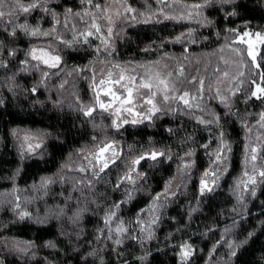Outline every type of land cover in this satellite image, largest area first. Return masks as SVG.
<instances>
[{"label":"trees","instance_id":"16d2710c","mask_svg":"<svg viewBox=\"0 0 264 264\" xmlns=\"http://www.w3.org/2000/svg\"><path fill=\"white\" fill-rule=\"evenodd\" d=\"M111 1L93 0L108 7ZM22 2L27 4L29 0ZM199 2L201 0H180L165 7V12L184 15L190 8L184 9L181 5L191 6ZM128 3L140 12L158 11L164 7L156 0H128ZM46 7L62 21L69 8L74 12L90 10L99 14L91 4H82L80 0H51ZM3 10L14 13L6 15L8 20L0 24V60L5 65L0 68V99L3 101L0 103V203L3 205L0 208V241L5 242L0 247V259L4 264H100L101 256L106 264H180L179 252L183 243H189L196 249L189 264H208L213 245L219 246L211 254L212 259L220 264H264V224L261 223L264 222V186L257 190L255 197L242 189L245 197L242 204L237 203L240 192L235 191V183L242 175V158L249 137L244 125L257 128L258 134H264V129H260L258 124L259 114L264 112V101L250 97V92L255 90L250 80L261 81L253 72L250 79H245L240 91L235 95L229 94L227 89L233 85L223 78V72L227 71L232 76L238 58L229 48L218 53L228 41L237 39L228 29L264 31V0H236L235 4L205 7L203 17L213 22L210 25L197 23L200 17L195 13L192 19L180 21L164 20L158 14L153 21L160 19L162 22L150 24L123 18L113 28L111 39L114 51L111 56H107L101 40L97 38L106 33V21L102 14H99L101 19L97 22L103 31L89 37L88 44L81 42L69 48L60 41L72 40L73 31L77 35L84 31L86 22H90L88 16L83 20L69 17L65 27L39 8L30 13L16 11L11 0H5ZM229 12L237 14L226 15ZM20 24L39 25L42 30L55 27L60 40L55 36L30 37L18 29L13 37V27ZM190 29L194 43L188 39L183 43L172 42L176 36ZM49 43L62 57L61 67L47 69L42 65L45 71L56 74L50 75L44 86L33 92L31 89L41 79L40 72L21 71L24 67L22 62L26 58L30 60L26 53L31 47H43ZM97 46L101 47L100 52L95 51ZM149 46L151 50L144 51ZM234 46L244 47L240 44ZM13 50L15 56L9 54ZM185 56L188 60L183 59ZM261 56H264V50ZM164 57L175 58L181 64L189 63L195 69L193 75L203 79L206 88L210 82L216 81L218 75L222 76L223 84L218 86L229 106L221 103L220 97H215L217 85L213 84V91L203 94L206 97L203 101L205 111L189 110L205 120L212 119L214 113L219 117L218 123L202 125L188 112L177 111L175 114L161 112L149 121L128 123L117 129L111 126L113 118L107 113H94L93 119L80 111L78 105L90 103L94 95L90 70L93 66L108 61L145 65ZM221 57L223 63H220ZM224 60L229 63L225 64ZM245 61L250 63V57L245 56ZM35 63L30 60L29 67ZM73 69H79V74ZM244 71L247 77V68ZM67 72L72 75L66 76ZM64 80L67 83L61 88ZM186 87L194 92L191 87ZM13 130H16L15 135ZM23 131L39 134L42 144L34 153L25 151ZM221 133L232 148L230 164L215 191L201 196L200 178L213 165L210 153L217 148L219 141L216 137ZM98 141L119 144L121 155L99 173L100 179L98 182L94 179L93 187L89 189L78 181L91 173L75 171L76 165L69 168H63V165L70 162V158L77 161L78 153L83 150H94ZM205 144L209 145L208 148L202 147ZM150 149L170 150L172 159L142 161L138 170L144 176L135 185L141 191L135 192L128 203L121 204L126 199L125 190L133 187L127 183L120 184L131 159ZM192 149L196 153L192 158L195 166L188 170L186 178L182 175L176 185L175 180L180 175L177 171L179 157ZM41 177L55 180L46 192L33 187L39 186ZM169 180H173L175 195H169L166 206L156 213L158 223L152 225L149 222L153 213L145 210L151 206L153 198L164 191ZM14 188L17 189L15 193L12 191ZM16 204L20 205V209L15 208ZM113 204H120L116 215L128 228L125 233L127 238L119 245L114 243L118 237L105 224V215ZM21 209L30 213L32 219L20 221L17 212ZM139 218L143 219V223H137ZM145 225L153 232L152 239L146 238L147 231H141ZM116 226L117 219H114L110 227L115 229ZM225 228H231V231L225 233ZM249 233L254 235L249 236ZM110 235L112 239L108 238ZM14 241L31 242L35 247L26 255L11 251ZM232 241H247L236 250L235 256L229 255L227 247V242ZM49 242L54 247H49ZM143 256L147 259H138Z\"/></svg>","mask_w":264,"mask_h":264},{"label":"snow or ice","instance_id":"6c2138e0","mask_svg":"<svg viewBox=\"0 0 264 264\" xmlns=\"http://www.w3.org/2000/svg\"><path fill=\"white\" fill-rule=\"evenodd\" d=\"M82 4H91L92 7L98 10L99 14H102V18L107 22L106 23V33L104 36H98L101 40V45L103 46L107 56H111L114 48L113 41L111 37L113 36V27L114 24L113 16L109 14L110 8L108 6H102L99 3H94L93 0H80ZM115 3L119 5V9L115 12V15H123L124 18L131 19L135 23H160V19L153 21V17L158 14L162 16L164 20H185L192 19L193 13L195 16L200 17L197 20V23H207L212 24V21H206V18L203 17V9L205 7L212 6L214 4H235L236 0H201L199 3H194L191 6L187 4L181 5L184 9H189L184 15H170L165 12V7L170 5H175L180 2V0H156V3L163 5L158 11L157 10H146L145 12H140L139 10L133 8L128 0H114ZM5 0H0V24L3 22L5 15H13V11L5 13L3 11ZM11 3L14 5V9L23 13H30L35 9H42L44 12L52 16L57 24L63 23L67 27V21L69 17H78L81 20L85 16L90 18V22H86V27L84 31L77 33L73 31L72 40H61L60 42L65 47H72L73 44H79L83 42L84 44L89 43V37H92L94 34L101 33L103 28L100 23L97 21L101 19V15L89 11H73V9H66L64 13V20L56 16L46 4L48 0H29V3L25 4L22 0H11ZM129 14H132L129 16ZM236 12H229L226 15L235 16ZM139 17H142L140 19ZM247 28V24L244 25ZM72 28L75 29V25H72ZM20 30L30 37H49L55 36V39L60 40V36L57 33L55 27L49 30H42L39 25L32 27L27 24H20L13 27L11 35L15 37L16 31ZM94 30V31H93ZM228 32L234 34L237 39L228 41L224 48H220L218 51L223 53L225 48L235 54L238 58L235 62V71L232 76H229L227 71L223 72V78L227 79L233 87L228 88L227 91L231 95H235L236 92L240 91L241 86L245 83V79H250L253 72L257 73L261 83H257L256 80H250V83L255 85V90L250 92V97H255L258 100L264 101V56H261V51L264 50V31H243L240 32L237 29H228ZM219 35V33H217ZM82 38V39H81ZM185 39H188L190 42L194 43L195 39L193 38L192 30L190 29L187 33L181 34L175 37L173 43H183ZM227 40V38H226ZM235 44L244 45L243 48L234 46ZM2 47V45H0ZM101 47L97 46L95 51L100 52ZM150 46L145 48L144 51H150ZM12 56H15V51L9 53ZM245 56L251 58V62L248 63L245 61ZM26 57H30L31 61H35V64L30 65V60L25 59L22 63L24 65L21 68V71L28 72L30 70H36L40 72L41 79L31 90L33 92L37 91V88L43 87L47 79L50 78V75H55L56 73H49L45 71L41 66H45L47 69H59L61 67L62 57L56 53L53 49L51 43L46 46L31 47L27 53ZM259 57V59H258ZM175 59V58H173ZM184 60H188V57H183ZM223 59V57H221ZM225 64H228V60H224ZM156 65L160 64V61L155 62ZM110 65V67L108 66ZM4 62L0 60V68H3ZM144 68L142 79L138 82L136 75V68ZM169 65L164 64L163 68L167 69ZM247 68L248 76L246 77L244 69ZM79 69H73V72L79 74ZM100 79H96L95 70L93 71V76L91 77V87L93 89V98L90 103L78 105L80 111L86 117H91L94 119V113H107L111 116L112 124L111 126L119 129L123 124H140L145 121V119L151 120L153 116L161 112H170L175 114L177 111L188 112L189 115H193V118L202 125H210L213 123H218L219 117L215 116L213 113L212 119L205 120L202 116H195L194 113L189 110L198 109L201 112L205 111L203 101L205 96L203 95L206 91H213V83L210 82L205 87V81L198 78H191L185 75L184 68L181 66L180 62L177 61L175 68L172 71H162L154 70L153 67L149 65H136L135 67L121 65L119 63H111L108 61L105 67L100 70ZM217 71H220L217 69ZM174 73H176L174 77ZM66 76L72 75L71 72L65 73ZM67 83V80L62 81L60 87L63 88ZM220 83L219 80L215 82V97H220L221 103H224L228 107L227 98L223 95L221 88L218 86ZM118 86V87H117ZM194 89L193 91L187 90V87ZM103 97V98H102ZM213 97V98H215ZM0 99V103H2ZM175 105V107H173ZM141 109L143 115H141ZM122 114H126L122 116ZM128 117H131L129 120ZM258 124L260 129H264V112L259 114ZM248 129V132L251 133L252 129L247 125H244ZM171 131V129H169ZM13 134H16V130H13ZM42 135V134H41ZM29 135L24 136V140L28 141L33 139ZM216 139L219 141V144L216 149L210 153V157L213 163V167L203 172L202 177L200 178V187L199 192L201 196L210 194L215 191L218 187V181L220 177L227 172L230 164V153L232 151L231 145L225 142L224 134L221 133ZM248 144L245 146L244 155L242 158L243 169L241 177L235 183V191L240 192L237 195V203L242 204L244 202V194L242 189H247L248 195L255 197L257 190L264 186V134H258L255 137V142H253L251 137H247ZM40 144L37 143L35 147H39ZM208 144L203 145L202 147L208 148ZM32 145H28V150H32ZM196 155L195 150H188L185 153V156L179 157L180 164L177 166L178 173L182 174L185 178L188 176V170L195 166V160L192 159ZM120 156V153L116 150V146L113 143L107 141H98L94 150H83L78 153L77 161H72L65 163L63 168H69L72 165H76L74 170L79 173L88 174L79 178L78 183H82L85 187L91 189L93 187V180L98 182L100 179L99 173H102L109 167V163H114L115 160ZM187 157V159H185ZM163 159H172L170 150H148L142 152L139 156L131 159L130 165L123 178L120 180V184L127 183L128 185H136L137 181L143 178L144 173L138 170V166L141 165L142 161H153L160 162ZM86 161V163H84ZM19 170H17V174ZM175 179V178H174ZM55 180L52 177H41L39 186L33 185V187H39L47 191L48 187L54 183ZM183 183V182H182ZM173 180H169L168 183L164 186V191L160 194H157L153 200L151 206L145 210L147 212L153 213L150 220V224H157L159 221V216L156 213L160 208L166 206L169 195H175L176 189L172 187ZM119 187V185H117ZM13 193L17 189L12 190ZM83 191V189H81ZM133 192L136 191L135 188L132 189ZM134 198V195L127 194V198L121 201V204L128 203ZM18 199V197H17ZM2 203H0V208H2ZM16 209H20V205L16 204ZM120 208V204H113L111 208L108 209V212L105 215V224L109 227L110 232H114L118 238L114 239V243L119 245L123 242L125 233L128 232V228L125 226V222L117 218V211ZM115 209V211H114ZM15 210V209H14ZM197 209H192L196 211ZM235 211V209H234ZM63 212V209L60 210V213ZM17 216L20 221H24L26 218L31 220L32 216L30 213L23 211L22 209L17 212ZM114 219H117V226L115 229H111V224ZM43 222V221H38ZM130 223V222H129ZM137 223H143V219L139 218ZM236 223L235 221L233 222ZM264 224V222H261ZM141 231H147V239L153 238V232L151 229L145 225L141 228ZM231 228H225V233L230 232ZM254 235V233H249V236ZM112 239L110 235L108 237ZM135 239L134 237H132ZM242 242H227V247L230 250L229 255L235 256L236 250L241 247ZM4 241H0V247H3ZM21 243L24 244L21 247ZM49 247H54L51 242H49ZM219 245H213L210 250V255L208 257V264H220L219 261H213L212 255L216 251V248ZM35 247L31 242H12L11 251H16L19 253L27 254L28 251ZM181 250L179 252L180 264H189V261L192 260L193 256L196 254V249L193 245L189 243H183L180 246ZM140 260H146L147 257H139ZM0 264H4L3 259H0ZM227 264V262H226Z\"/></svg>","mask_w":264,"mask_h":264},{"label":"rangeland","instance_id":"374dc122","mask_svg":"<svg viewBox=\"0 0 264 264\" xmlns=\"http://www.w3.org/2000/svg\"><path fill=\"white\" fill-rule=\"evenodd\" d=\"M51 0H48V3L50 2ZM109 8H110V12H109V14L110 15H112L113 16V20L115 21L114 22V24L112 25V27L114 28L115 26H116V24L117 23H119L121 20H123V18H124V16L123 15H120V16H117V15H115V12L119 9V5L117 4V3H115L114 2V0H112L111 1V4H110V6H109ZM4 11V10H3ZM6 20H8L7 19V16L5 15V17L3 18V22H5ZM107 23V22H106ZM218 53H219V51H218ZM215 55L217 54V52L216 53H214ZM251 59V58H250ZM160 61V64L159 65H156L155 64V62L154 63H149V64H145V65H149V66H151V67H153L154 68V70H162V71H172L173 70V68H175V66H176V63H177V59H173L172 57H164V58H162V59H160L159 60ZM232 61H234V60H232ZM195 63V62H194ZM220 63H223V59H220ZM107 63H103V64H99V65H95V66H93L90 70H91V72H92V74H93V71L95 70V75H96V79L98 80V79H100V69L101 68H103V67H105V65H106ZM121 64V63H120ZM164 64H167V65H169V67L167 68V69H164L163 68V65ZM181 64V63H180ZM230 64H231V62H230ZM121 65H127V66H131V67H135L136 65H131V64H121ZM232 65H234V62H232ZM109 67H110V65H108ZM181 66L184 68V72H185V75L186 76H189V77H193V78H196L194 75H193V72L195 73V69H194V67L193 66H191L189 63L188 64H184V63H182L181 64ZM144 71H145V69L144 68H139V67H137L136 68V75H137V81L139 82L141 79H142V77H143V73H144ZM220 73H221V71H219ZM174 75V77H175V75H176V73H174L173 74ZM93 76V75H92ZM200 78V77H199ZM203 80V79H202ZM217 80H219L220 81V83H219V85L220 84H223V82H222V76H219L218 75V77L216 78V81ZM216 81H214V83L213 84H215V82ZM118 87V86H117ZM187 90H188V88H187ZM92 91H93V89H92ZM94 94V93H93ZM103 98V97H102ZM173 107H175V105H173ZM138 111H141V115H143V111L141 110V109H137ZM126 114H122V116H125ZM128 119L130 120L131 119V117H128ZM146 121H149L148 119H145V121L144 122H146ZM125 124H123L122 126H124ZM121 126V127H122ZM258 129L257 128H253L252 129V131H251V133H249V137H251L252 138V140H253V142H255V137H256V135H258ZM21 133H23L22 135V138H23V143H24V147H25V151L27 152V153H34L37 149H39L40 148V146H41V140H40V136H39V134L38 133H33V132H29V131H23V132H21ZM25 135H29L30 137H34L33 139H30V140H28V141H26V140H24V136ZM37 143H39L40 144V146L39 147H35V145L37 144ZM110 143H113V142H110ZM29 144H31L33 147H32V150L31 151H29L28 150V145ZM115 146H116V150L120 153V155H121V146L119 145V144H115V143H113ZM120 157V156H119ZM118 157V158H119ZM117 158V159H118ZM116 159V160H117ZM115 160V161H116ZM84 163H86V161L84 162ZM111 164H113L112 162H110L109 163V166L111 165ZM212 167H213V165H212ZM210 169V168H209ZM90 173V172H89ZM181 177H182V174H180L178 177H177V179L175 180V182H176V185L178 184V182L179 181H181ZM245 191H247V189H244Z\"/></svg>","mask_w":264,"mask_h":264},{"label":"clouds","instance_id":"9594fccd","mask_svg":"<svg viewBox=\"0 0 264 264\" xmlns=\"http://www.w3.org/2000/svg\"><path fill=\"white\" fill-rule=\"evenodd\" d=\"M137 182H138V181H137ZM133 188L136 189L135 192H137V191H141V189H138V188L135 187V185H133V187L128 188V189L125 190V197H126V198H127V194H132V195H134L135 192L132 191ZM93 203H95V201H93ZM89 255H93V253H89ZM100 264H106V261L104 260V258H103L102 256L100 257Z\"/></svg>","mask_w":264,"mask_h":264}]
</instances>
